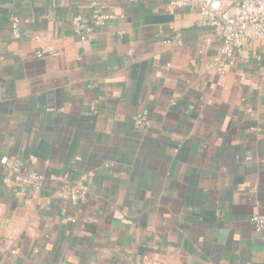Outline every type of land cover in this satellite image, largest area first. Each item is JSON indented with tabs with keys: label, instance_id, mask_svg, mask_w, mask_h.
<instances>
[{
	"label": "crops",
	"instance_id": "crops-1",
	"mask_svg": "<svg viewBox=\"0 0 264 264\" xmlns=\"http://www.w3.org/2000/svg\"><path fill=\"white\" fill-rule=\"evenodd\" d=\"M169 2L0 0V264H264V41L221 75L220 26ZM95 12L118 18L80 39ZM3 158L45 176L42 199Z\"/></svg>",
	"mask_w": 264,
	"mask_h": 264
},
{
	"label": "built area",
	"instance_id": "built-area-1",
	"mask_svg": "<svg viewBox=\"0 0 264 264\" xmlns=\"http://www.w3.org/2000/svg\"><path fill=\"white\" fill-rule=\"evenodd\" d=\"M169 5L173 9L199 7L200 17L205 25H219L222 37V46L219 50V61L213 65L221 75L233 65L238 57L246 52V44L249 41H264V0H241L234 5H226L221 0H203L197 3L194 0H170ZM92 2L91 7L95 8ZM115 13L95 12L91 16L77 14L73 18V31L82 40L91 37L97 28L108 27L117 20ZM11 33L15 39L22 36L21 21L16 16L10 17ZM37 41L40 36H35ZM48 49H42L36 53L38 57L52 55ZM136 124L146 125V118L142 115L136 117ZM1 164L4 168L3 183L7 187L19 188L30 193L32 199H42L41 193L47 184L44 175L32 171H23L17 163L9 158H3ZM57 181L56 196L60 200L79 205L86 200L89 189L82 181L73 182L67 177H52ZM50 204L45 198V203ZM75 222L74 218H69ZM93 221L92 218L84 220V223ZM251 222L256 232L264 231V216L256 215Z\"/></svg>",
	"mask_w": 264,
	"mask_h": 264
}]
</instances>
